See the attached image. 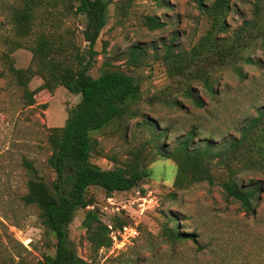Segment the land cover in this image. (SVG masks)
I'll use <instances>...</instances> for the list:
<instances>
[{"label": "rangeland", "instance_id": "374dc122", "mask_svg": "<svg viewBox=\"0 0 264 264\" xmlns=\"http://www.w3.org/2000/svg\"><path fill=\"white\" fill-rule=\"evenodd\" d=\"M123 1L129 2V7L122 16L116 8L118 0L106 7L105 24L93 44L97 55L89 72L97 76L106 58L114 68L139 76L141 95L145 98L168 79L162 64L153 60L149 52L143 66L127 70V47L134 43L157 47L161 43H173L176 48L186 50L207 26L198 2L208 5L213 0ZM252 1L230 0L227 35L250 19ZM147 15L157 17L162 26L148 29L144 24ZM61 26L73 32L74 42L80 49L85 47L80 16L70 14L62 18ZM7 28L0 14V51L4 50L1 37ZM10 56L15 67H25L30 52L21 47L14 49ZM250 57L253 63L241 66V78L228 69L213 74V95L201 85L192 84L204 101L200 108L182 97H178V108L142 101L137 105L136 116L113 119L90 132L98 151L91 154L90 162L107 169L124 161L147 137L142 122L145 117L155 121L159 128L167 129L163 141L168 149L189 130L194 132L193 146L208 141L218 148L231 138L239 137L241 127L264 107V45L256 46ZM3 68L0 60V264H34L44 255H53L54 237L40 223L36 207L25 205L21 196L26 191L28 178H53L45 161L49 154L47 129L64 124L68 108L80 100V94L57 86L52 94L41 91L33 106L24 107L19 89L9 82L8 76H2ZM39 83L40 79L34 76L27 86L33 89ZM41 102H46L45 109L36 106ZM255 134L257 136L254 132L246 137L247 141H254ZM257 150L249 145L241 151L242 158L251 157L254 164L238 173L240 185L246 189L257 186L251 213H246L237 201L224 197L219 185L225 175L221 165L212 166V184L203 181L176 190L174 162L156 158L147 166L149 177L138 187L109 196L95 187L88 191L94 197L102 222L116 233L111 221L114 215H119L127 225L135 227L132 239L116 250H111L110 245L94 251L80 225L84 210L76 208L66 226L67 245L85 264H264V173L257 163ZM23 159L31 162L33 171L23 166ZM172 191L173 198L170 197ZM166 211L175 213L177 219L167 222L161 214ZM164 225H176L180 230L193 233L197 242L165 240L161 233Z\"/></svg>", "mask_w": 264, "mask_h": 264}, {"label": "trees", "instance_id": "16d2710c", "mask_svg": "<svg viewBox=\"0 0 264 264\" xmlns=\"http://www.w3.org/2000/svg\"><path fill=\"white\" fill-rule=\"evenodd\" d=\"M114 1L0 0V14L8 25L7 32L1 37L4 46L0 51L4 67L2 76H8L9 82L19 89L22 106H33L38 93L52 94L57 86L80 94V100L68 108L64 124L47 129L49 154L45 161L53 178H28L26 191L21 196L25 205L36 207L40 223L54 237L53 255H44L34 264H85L67 245L66 239V226L76 208L84 210L80 225L92 249L109 247L111 239L107 225L100 219L94 197L88 193L89 188H99L109 196L113 192L138 187L149 177L147 166L156 158L174 162L173 186L176 190L203 181L212 184V166L221 165L225 175L219 185L224 197L237 201L246 213L252 212L251 201L257 186L246 189L238 181V173L254 164L251 157L242 158L241 151L245 147L254 145L258 149L257 163L264 173V107L241 127L239 137L231 138L218 148L212 147L208 141L193 146L194 132L189 130L168 149L163 141L167 129L159 128L155 121L145 117L142 122L147 137L128 153L124 161L107 169L90 162L91 154L98 153L90 132L113 119L136 116L137 105L142 101L178 108V97H182L200 108L204 101L193 83L213 95L215 72L228 69L241 78V66L253 63L251 51L258 45H264V0H253L250 19L244 20L229 35L226 15L230 0H213L208 5L199 1L198 8L207 26L186 50L176 48L173 43H161L158 47L134 43L127 47V70L143 66L149 52L153 60L162 64L168 79L157 91L142 98L139 76L114 68L106 58L101 62L97 76L93 77L89 72L97 55L93 49L94 41L105 24L106 7ZM118 2L116 8L122 16L129 2ZM70 14L83 19L81 37L86 42L83 49L75 44L73 32L61 26L62 18ZM144 24L148 29L162 26L157 17L150 15L145 16ZM21 47L30 52V59L25 67H15L10 53ZM34 76L40 79V83L29 89L27 84ZM36 106L45 109L46 102ZM254 132H257L255 140L248 142L246 137ZM22 164L27 170H34L30 161L23 159ZM173 196L172 191L170 197ZM161 214L167 222L177 219L176 214L170 211ZM111 222L117 230L127 225L119 215H114ZM161 233L170 242L187 239L197 242L193 233L180 230L176 225H164Z\"/></svg>", "mask_w": 264, "mask_h": 264}, {"label": "built area", "instance_id": "2783aa9c", "mask_svg": "<svg viewBox=\"0 0 264 264\" xmlns=\"http://www.w3.org/2000/svg\"><path fill=\"white\" fill-rule=\"evenodd\" d=\"M109 230L108 236L111 239V247L110 249L116 250L121 248L127 240H130L136 234V229L131 225H124L121 229L117 230V232L112 231V227L107 225Z\"/></svg>", "mask_w": 264, "mask_h": 264}]
</instances>
